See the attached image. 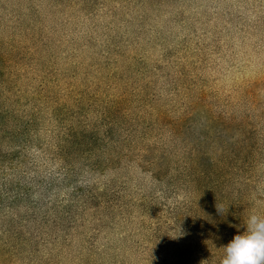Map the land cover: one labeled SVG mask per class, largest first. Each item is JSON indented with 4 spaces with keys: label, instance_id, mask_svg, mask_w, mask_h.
<instances>
[{
    "label": "trees",
    "instance_id": "trees-1",
    "mask_svg": "<svg viewBox=\"0 0 264 264\" xmlns=\"http://www.w3.org/2000/svg\"><path fill=\"white\" fill-rule=\"evenodd\" d=\"M205 14L0 0V264H220L264 215V109H214L224 97L192 68L223 42L210 34L238 28ZM200 105L221 152L158 153L152 139L176 141Z\"/></svg>",
    "mask_w": 264,
    "mask_h": 264
},
{
    "label": "rangeland",
    "instance_id": "rangeland-1",
    "mask_svg": "<svg viewBox=\"0 0 264 264\" xmlns=\"http://www.w3.org/2000/svg\"><path fill=\"white\" fill-rule=\"evenodd\" d=\"M191 6L223 22L234 20L238 28L223 27L210 34L209 42L213 41L212 35L221 32L223 42L212 43V53L197 62L192 73L202 79L207 77L204 85L216 87L224 97L225 100L213 101L216 111L224 109V112L236 111L241 116H257L264 109V0H191ZM212 27L214 25L209 24L208 29ZM236 31L238 38L233 40L231 37ZM188 118L186 125L180 121L177 126L176 129H184L183 133L178 131L176 141L168 135L152 139L151 143L162 150L158 153H190L187 141L220 153L227 142L220 135L221 126L210 123L206 109L200 105ZM234 134H230L229 139Z\"/></svg>",
    "mask_w": 264,
    "mask_h": 264
},
{
    "label": "clouds",
    "instance_id": "clouds-1",
    "mask_svg": "<svg viewBox=\"0 0 264 264\" xmlns=\"http://www.w3.org/2000/svg\"><path fill=\"white\" fill-rule=\"evenodd\" d=\"M244 231L221 247L220 264H264V215L250 213L243 225Z\"/></svg>",
    "mask_w": 264,
    "mask_h": 264
}]
</instances>
